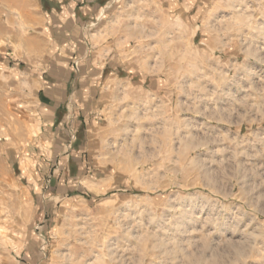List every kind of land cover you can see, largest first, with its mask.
Here are the masks:
<instances>
[{
  "label": "rangeland",
  "instance_id": "rangeland-1",
  "mask_svg": "<svg viewBox=\"0 0 264 264\" xmlns=\"http://www.w3.org/2000/svg\"><path fill=\"white\" fill-rule=\"evenodd\" d=\"M40 1L0 0V264H264V0Z\"/></svg>",
  "mask_w": 264,
  "mask_h": 264
},
{
  "label": "crops",
  "instance_id": "crops-1",
  "mask_svg": "<svg viewBox=\"0 0 264 264\" xmlns=\"http://www.w3.org/2000/svg\"><path fill=\"white\" fill-rule=\"evenodd\" d=\"M70 1L75 5H70ZM41 0L38 6V17L41 25H45V27L51 32H60L63 33L65 31H71L72 27L79 25L82 21H89L90 24H98L105 20L107 15V10L114 4L118 3L121 0ZM36 3V2H35ZM37 7V6H36ZM79 23V24H78ZM9 55V53H6ZM0 57V67L4 68L7 64H11V58L8 57ZM19 62L16 63V69ZM79 60L75 61V64L70 70V75L66 80V90L65 99L72 98H82L81 97V86L77 87V84H81L83 81V77L81 74H77L76 72L79 70ZM30 70V68H28ZM104 71V70H103ZM73 72V73H72ZM31 73V71H30ZM71 78V80H70ZM74 82L76 83L75 85ZM80 87V88H79ZM62 95V91H61ZM48 98V95H45ZM62 98V96L60 97ZM66 101V100H65ZM65 101H61V103L53 102L51 98L50 103V115L51 120L54 123H61L63 119L65 120L66 114L61 118L59 112L60 108H65ZM52 104V106H51ZM61 113V112H60ZM62 120V121H61Z\"/></svg>",
  "mask_w": 264,
  "mask_h": 264
}]
</instances>
